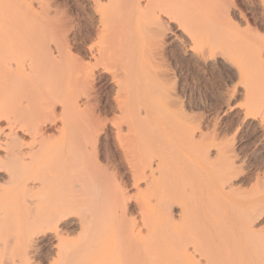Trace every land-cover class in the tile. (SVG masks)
I'll use <instances>...</instances> for the list:
<instances>
[{
    "label": "rangeland",
    "instance_id": "1",
    "mask_svg": "<svg viewBox=\"0 0 264 264\" xmlns=\"http://www.w3.org/2000/svg\"><path fill=\"white\" fill-rule=\"evenodd\" d=\"M221 1L241 31L264 38V0ZM45 3L50 15L22 11L21 0H0V180L5 178L0 181V264H183L181 252L190 244L192 253L191 243L204 252V257L193 254L191 264H264V224L257 235L233 245L229 236L244 229L242 213L233 221L222 215L264 192V132L252 124L253 119L264 123V60L254 64L252 77L243 75L242 64L239 72L216 64L201 68L181 54L170 35L166 59L159 61L164 80L154 98L156 113L202 130L205 145L231 146L236 188L217 201L208 188L201 189L223 165L212 160L168 163L165 178L146 190L134 176L139 160L133 148L116 132L122 122L111 81L117 67L102 73L107 56L120 49L105 37L116 22L128 24L132 4ZM100 14L112 19L105 32ZM247 39L242 34L241 41ZM123 44L129 46L130 38ZM148 50L139 43L140 69ZM52 95L59 101L50 115L46 103ZM210 95L219 106L210 105ZM76 102L78 108L72 107ZM225 105L232 107L222 115ZM31 180L44 186L26 192L23 184ZM164 192L174 206L169 223L152 228V239L147 227L140 233L134 226L152 218L150 205ZM55 196L68 203L73 223L63 226L70 235L45 238L30 249L27 241L40 236L32 220ZM150 247L159 253L149 255Z\"/></svg>",
    "mask_w": 264,
    "mask_h": 264
},
{
    "label": "bare ground",
    "instance_id": "2",
    "mask_svg": "<svg viewBox=\"0 0 264 264\" xmlns=\"http://www.w3.org/2000/svg\"><path fill=\"white\" fill-rule=\"evenodd\" d=\"M87 1L93 8L101 2V0ZM108 1L111 2V0ZM45 2L46 0H21V3L25 5V10H21L30 11L33 14L50 15L51 8ZM129 2L132 4V10L128 14L130 19L128 24L116 22L113 30L105 37L108 42L120 46V49L114 55L107 56L108 62L102 68V73L107 74L110 69L117 67L111 77L112 83L116 86V107L122 121L116 132L129 148H133L139 160L134 170V176L137 177L135 179L144 181L147 190L152 183L158 181V178H165L167 164L173 161L184 165L190 162L220 161L223 165L211 176L210 181L207 180L205 187H201V189L208 188L212 195L216 196L215 201H217L220 196L231 193L236 188L232 178L236 169L233 163L237 157L233 155L231 146L222 143L205 145L206 134L202 130L192 129L185 119L167 120L157 115L154 98L164 78L161 72L162 63L159 61L166 59L164 58L165 48L171 35L170 39L177 45L181 54L185 58L192 59L198 66L206 68L213 64L225 65L232 70L238 68L239 72L242 64L243 75L247 73L249 77H252L254 64L264 60V38L254 35L250 29L241 31L233 21L234 17L225 11L221 0H129ZM35 3L40 5V10L35 8ZM103 15L100 14L101 32L107 31L108 27L111 29L112 23L110 16L103 17ZM242 34L248 36V39L243 42ZM126 37L131 40L129 46L123 44ZM139 43L149 48L145 55L146 62L144 65L141 64V69L137 64ZM177 48L175 46V49ZM91 76H95V73ZM153 80L157 85L152 83ZM48 101L46 110H49L51 115L55 113L59 97L57 99L56 95L49 96ZM77 102L73 103L72 107L78 108ZM252 124L256 129L264 132L262 121L253 119ZM3 178L0 181L5 179ZM258 181H260L259 177ZM39 186L43 187L44 181L38 183L36 180H31L23 184V189L28 192L38 189ZM57 198L56 196L51 198L50 203L43 206L39 216L33 218L32 221L39 228L36 235L40 234V236H33L27 241L30 249L34 248L33 244L45 238L48 241L62 240L65 235H70L68 229L64 230L65 225L63 226L66 222L67 225L73 223L69 218L71 213L68 210V203ZM173 200L169 192H164L162 197L155 200L154 205H150L153 210L152 218L141 225H135L134 230L139 228L141 233L142 228L147 227L153 239L156 234L152 232V228L159 222L169 223L170 209L174 206ZM226 210L227 212L222 215L230 221L232 217L242 213L241 219L244 226L240 234L235 230L230 233V244L234 245L242 238L255 236L259 225L264 224V192L257 199L226 208ZM230 221H227V226L233 223ZM30 222L31 219L28 216L27 223ZM50 235L52 237H49ZM189 245L188 247L186 245L181 252L183 264H191V261L195 259L193 254L197 252L201 253L200 257H204V252L196 246V243L193 245L191 243L192 253L189 251ZM155 253H159L156 247L148 249L149 255L154 256Z\"/></svg>",
    "mask_w": 264,
    "mask_h": 264
},
{
    "label": "snow or ice",
    "instance_id": "3",
    "mask_svg": "<svg viewBox=\"0 0 264 264\" xmlns=\"http://www.w3.org/2000/svg\"><path fill=\"white\" fill-rule=\"evenodd\" d=\"M219 87L222 88L223 86H222V85H219ZM228 94H230V90H229V93H228ZM226 95H227V94H226ZM209 103H210V105H213V106H219L217 100L213 99V97H212L211 95L209 96ZM225 107L231 109L232 105L221 106V109H220V110H221V114H222V115H223V113H224ZM233 115H235L234 112H233ZM241 119H243V113H241ZM237 123H239V121H236V122L233 123L232 127H233L234 129L236 128V124H237ZM262 167H264V165H262ZM43 264H48L47 260L43 261Z\"/></svg>",
    "mask_w": 264,
    "mask_h": 264
}]
</instances>
